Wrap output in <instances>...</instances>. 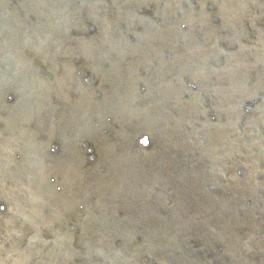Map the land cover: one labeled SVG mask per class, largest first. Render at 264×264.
<instances>
[{
	"label": "bare ground",
	"instance_id": "bare-ground-1",
	"mask_svg": "<svg viewBox=\"0 0 264 264\" xmlns=\"http://www.w3.org/2000/svg\"><path fill=\"white\" fill-rule=\"evenodd\" d=\"M72 1L0 0V14L10 17L0 23V99L5 97L0 103V180H7L2 189L12 196L19 192L28 197L25 212L15 213L18 210L9 208L14 214L12 219L22 222L28 218L33 223L30 217L38 216V230L46 226L54 234L50 242H41L38 234L36 240L41 244L25 253L19 247H4L7 260L0 264H12L14 258L9 260V251L21 260L38 255L31 264H136L135 256L141 251L152 257L145 264H215L220 259L218 264H264V167H259L264 155V130L260 128L264 126L263 99L244 103V115L234 127L222 123L226 126L225 137L217 144L211 143L208 149L213 160L223 167L213 177L191 156L176 155L157 165L151 154L157 141L129 133L138 122L139 111L129 110L123 117L119 114L118 86L127 80L132 61L126 66L123 63L124 67L115 74L105 73L103 56L95 51L96 47L106 48L103 33H108L110 55L121 50L120 42L138 47L155 45V40L168 58L186 57L195 64L200 60L206 65L218 63L220 54L233 55L230 62L249 58L264 63L263 29L255 26L245 30L251 15L264 11V0H232L230 4H218L221 10L211 6L209 11H215V16L179 0H84L79 6ZM148 11L157 22L148 17ZM159 27L166 33L158 31ZM52 31L59 42L52 41ZM134 70L141 78L147 77L145 68ZM196 79L183 77L189 91H198ZM140 84L141 94L146 87ZM92 86L100 88L99 98L92 92L83 93ZM204 100L209 109L207 122L221 123L212 111L210 99L206 96ZM111 121L117 122V130L101 133L108 130ZM7 125L12 129L6 130ZM79 137L87 138L86 145H92L86 152L91 153L99 144L100 158H92V165L81 159L82 146L75 142ZM55 138L59 139V148L43 145ZM139 154L148 162L140 166L142 170L134 168L133 172L129 167ZM149 164L156 165L154 176L160 178V183L150 186L143 181L148 179V173H142L149 171ZM88 179L92 183L90 200L77 213V226H68L78 197L74 189ZM50 180L51 184H45ZM206 180L210 183L199 191ZM164 199L165 204L159 206ZM228 205L234 207L233 218L226 214ZM202 206L203 212L196 214ZM171 212L178 218L177 223L167 217L172 218ZM189 216L195 218L193 223L184 219ZM236 220L243 223L242 228ZM206 222L225 228L226 239L205 228L199 233L213 238L215 243L208 240L203 250L190 252L192 258L186 256L178 261L179 255L170 253L168 244L178 235L166 237L165 232L173 231L174 224L196 231L192 224L199 227ZM231 231L237 240L234 244L239 246L241 241L244 247L238 252V261L227 254V248L234 250L230 246ZM20 235L28 236L23 230ZM249 236L255 244L248 252ZM186 240L192 250H197L199 243L193 236ZM64 241L66 245L62 246ZM55 246L61 251H56ZM98 250L101 256L96 259Z\"/></svg>",
	"mask_w": 264,
	"mask_h": 264
},
{
	"label": "water",
	"instance_id": "water-1",
	"mask_svg": "<svg viewBox=\"0 0 264 264\" xmlns=\"http://www.w3.org/2000/svg\"><path fill=\"white\" fill-rule=\"evenodd\" d=\"M83 1L84 0H73L72 2L74 5L79 6L83 3ZM249 1L251 2V0ZM179 2L181 4H187L190 7L197 6L200 12H208L211 15L215 16V11V14L209 11L211 6L217 8L216 10H221L223 9V7H221L222 3L230 4L232 0H179ZM218 4H221V6H219ZM165 10L163 13H165ZM230 13L231 11L225 14L227 16V14L229 15ZM249 13L247 14L248 19ZM259 13L262 16L251 13L252 17L248 20L249 26L246 27V32H248L255 26H259L261 29H263L264 32V11H260ZM147 15L151 20H154L156 22L158 21L157 18H155L153 14L150 13V11L147 12ZM171 15L172 13H170V15L168 16ZM231 15H235V13ZM164 17L167 18V15L164 14ZM9 19L10 17L7 16V14L4 13L3 16L0 14V23L8 21ZM140 23L144 25V21H141ZM173 24L175 25V22L171 25ZM145 25H148V23ZM124 31L125 32L123 33L127 34V30ZM158 31L164 34L166 33V31H164L162 27H159ZM53 32L54 31L51 32L52 41L59 42L60 40L53 34ZM126 34L122 36H126ZM262 34L264 37V33ZM103 35L105 38L103 44L104 46H106V48L102 47L104 49L102 50L99 47H96L95 51L99 53V55L101 54L103 56V61L107 69L106 71L104 70L105 73L108 72L109 74H115L116 70L119 69L123 65V63H125L124 66H126V62L132 61V66L129 71L127 80H125L124 83H121L118 86L119 102L121 103L122 110H120V116H125V114L129 110H134L137 113L139 111L140 113L138 122L134 127L130 129V136L132 135V137L136 138L137 136L138 138L148 136L151 140L155 139V141H157V144L151 149V154L155 159L153 160V162L155 161L157 165L166 163L176 155L191 156L194 161L200 163V166L203 170L205 169L210 171V173L212 174H209V176L213 177V175L223 167L217 164L210 156L208 152L209 145L213 142L214 144H217L218 142H220L222 136L225 137L224 134L226 132L224 133L223 129L226 126L223 127L222 123H229L231 127L239 124V121L244 115L242 113L244 103L255 98H262L264 101V63H262L261 61H250L249 58L243 59L242 62H230L231 58L232 60L233 58H235L233 55L228 54V56H232L229 58L228 56L220 54L222 57L221 60H218V63H209V65H206L200 60V63L195 64L191 63L190 60H187L186 57L178 58L177 56H175L168 58L164 54V51L162 49L163 47L159 44V42H156L155 40L152 41L155 45H149V43H146L144 45L141 44V46L138 47L131 44L124 45L123 42H120L119 47L122 51L118 50V53H116V55H110L107 53L108 51L106 40L111 38V36L108 33H103ZM261 41V44H263L264 38L261 39ZM130 56H132L133 59H131ZM261 60L264 62V59ZM219 64L221 65V68H219ZM140 67L145 68L148 72L146 78H141V74L139 75L138 73H135L134 69ZM188 75L198 78L196 79L199 83L198 91H189L187 89L188 87L184 85L183 77ZM7 81L8 80H5V82ZM140 83H143L146 87L144 92L141 94L139 93L138 85H143ZM99 90L100 88H98L97 86H92V88H90L89 90L85 88V91L83 93L89 94L92 92L97 98H99L97 96ZM11 95L12 101H14L15 97L13 94H10V96ZM206 96L212 103V111L217 114L219 120H222L221 123L217 122L213 124L207 122V119L209 118V109L204 106L206 100H204V98ZM3 98L5 97H1L0 103L3 102ZM9 104L13 105V102H9ZM4 105L7 106L8 104L5 103ZM31 111H34V109L27 110V112L29 113ZM256 112L258 113V111ZM64 125L68 124L65 122ZM107 127L108 130L106 128L101 133H104V131L115 132L119 125L117 124V122L111 121L108 122ZM260 128L264 130V126H260ZM9 129L12 128L11 126L7 125L6 130ZM20 134L21 133H18L19 137L21 138L22 135ZM22 139L26 140L25 138ZM56 141H59V139H51L49 143H47V141L43 142V145L46 146V148L47 146L49 148H59ZM75 142L77 145L82 146L80 147L79 152L84 164L92 165V163L90 162L92 158L96 160L100 158L98 143L94 142L93 140L91 141L96 143V148H94L93 151L89 153L86 152V150L92 148V145H86V143H89V140L87 138L79 137ZM18 147H21V145H19ZM135 156L137 157L136 160L133 161L129 167L133 172H135L134 168H138V171L142 170L141 167L148 162V158L141 156L140 154ZM259 160V162H262L259 164V167H264V155ZM254 164H256V161L254 162ZM153 166L156 165L149 164V167L147 168L149 171H142V173H148V179H145L143 181H145L146 184L149 183V186L160 183V178L154 176L155 170ZM119 169H121V167ZM221 173L222 171H220L217 175H220ZM208 180L202 181L199 191L201 190V188L206 187L210 183V181ZM51 181L52 180L46 182L45 184H51ZM5 185H7V180H0V262H4L7 260V251H5L6 248L4 247H13L15 249L19 247V249H22L25 253L29 248L32 250V246L41 244V240L46 239V242H50V237L51 239H53L54 237V234H52L50 229L46 228V226H42V228L38 230V216L33 215L30 217L33 220V223L28 222V218L23 220L22 222L11 218V216H13L14 214H11L9 208H12L14 211L18 210L15 213H18L20 211L25 212V201L29 200L27 195H24L23 193L17 192L15 193V196H12L13 194H9L8 192L7 194L2 189ZM91 186V179H88L84 183H82V185H78L74 189V194L78 197H76L77 199L74 200V214L72 215V218L68 220V226H77L75 221L77 213L79 212L80 208L82 210L84 206H87L86 202L90 200L89 191L91 189ZM165 200L166 199L159 202V206H163L165 204ZM203 210L204 206L199 207L195 211V213L197 214L198 211H200L199 213H202ZM227 210L228 212H226V214L233 218V215H231L234 210L233 205H228ZM248 213L250 217V215L252 214L250 213V210L248 211ZM171 214L172 218H170V215H168L167 217L171 219L173 223H177L178 218H176L174 212H171ZM184 219H186V221L188 222L193 223L195 218L193 219L191 216H189L188 218ZM220 220L221 219H217L218 222ZM226 220L228 219L226 218ZM235 222L238 223V225L242 228L243 223L238 222L237 220ZM192 226H194V230L196 231H190L184 228L183 225L174 224L173 231L165 232L166 237L169 235H171V237L174 235H178L176 239L168 240L169 246L171 245L170 249L172 248L170 253L177 252V254L179 255V258H177L178 261H182L186 258V256L187 258H192L191 251L203 250L204 248L201 247H203L205 243H208V240L215 243L213 238L199 233L202 230L205 231V228L214 230L213 234L217 237H220L221 239H226V234L228 233L225 228L224 230H222L220 226L217 227L216 223H213L212 226L209 222L202 223L199 227L196 224H192ZM9 230L16 231L15 233L17 234H9ZM21 230L25 231L28 234L27 238H23L20 235ZM115 231L116 230L113 227L112 232L114 233ZM38 234L41 235V237L39 238L41 242L38 239V241L36 240ZM231 234L233 236V240L231 241L230 246L234 250L227 248V254H229V257H231V259L233 257L238 261V252L240 250H243L244 247L242 246L239 237L237 238L239 239L240 244L239 246H236L234 243L237 240L234 237V232L231 231ZM189 235H191V237L193 236L197 243H199L198 248H196L197 250H192L187 245L186 239L189 238ZM185 237L186 239H184ZM213 242L210 244H214ZM254 244L255 243L253 242L252 238H250L249 236V238L247 239V249L245 251H248V248L252 249ZM61 245H66V242H62ZM55 249L58 252L61 251V248L59 246H55ZM40 252H42V250ZM8 254L9 260L10 258H14V262L11 261L12 264H31L36 260L38 256L34 254L30 258L24 257V259L21 260L15 255H11L10 251ZM95 255L96 259L99 258L101 256L100 250H98ZM61 257L63 260L64 256L62 255ZM96 259L94 260L97 261ZM66 260H68V262H71V259L69 258H67ZM151 260L152 257L148 254L147 251H141L138 255L135 256L134 261L136 264H145L146 262ZM97 262L93 264H97ZM218 262H221V259L215 262V264H218Z\"/></svg>",
	"mask_w": 264,
	"mask_h": 264
}]
</instances>
